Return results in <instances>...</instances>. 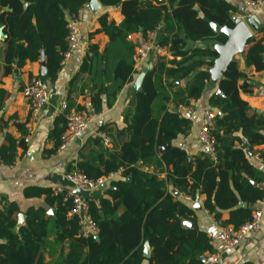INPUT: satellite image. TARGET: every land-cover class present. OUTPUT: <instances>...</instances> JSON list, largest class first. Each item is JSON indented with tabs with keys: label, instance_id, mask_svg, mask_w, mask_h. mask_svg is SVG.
Returning a JSON list of instances; mask_svg holds the SVG:
<instances>
[{
	"label": "trees",
	"instance_id": "1",
	"mask_svg": "<svg viewBox=\"0 0 264 264\" xmlns=\"http://www.w3.org/2000/svg\"><path fill=\"white\" fill-rule=\"evenodd\" d=\"M89 1L0 0V27L6 34L5 72L10 73L12 67L19 70L27 61H39L44 54L48 81L54 83L68 50L69 18ZM99 1L106 7H118L123 20L118 24L109 19L108 13L100 14V27L90 33V38L104 33L111 46L100 53L97 44H90L70 82L71 87L82 74L93 75L97 62H107L114 48L118 54L112 69L114 87L103 93L104 86L99 85L92 87L90 93L98 113L110 107L111 97L136 77L134 45L128 42L131 33H140L145 38L150 31L158 30V43L168 48L171 58L161 57L146 73L142 90L135 94L124 114L130 130L120 147L109 151L100 138H95L94 144L102 147L100 153L95 157L82 153L75 164L68 165L67 171L76 166L92 179L120 172V177L111 181L114 188L107 190L108 198L89 199L90 214L98 226V239L95 235L80 234L77 216H70V200L63 201V197L54 195L51 188L32 187L28 193L30 190L33 195L45 194L48 203L55 207L53 222L57 240L69 243L60 264H144L145 242L152 248L148 264H204L198 255L214 251L212 239L207 232L184 225V221L194 220L195 212L179 194L193 200L204 195V208L217 222L239 228L251 219L252 211L248 207H237L238 199L229 188V171L239 173L241 169H251L254 172L255 169L247 164L245 154L234 147L233 142L238 138L230 140L227 134L241 132L251 142H264V137L255 132L260 128L259 123L248 116L249 105L240 97L241 90L249 92L251 88L247 82L239 84L245 74L236 59L217 83L221 93L214 92L209 100L210 109L216 112L213 135L217 141V160L202 152L193 165L185 161L187 154L183 149L173 146L160 153V148L191 129V120L173 107L189 106L190 101L198 100L211 83L209 68L218 52L213 46L188 49V41L225 43L226 35L214 32L210 23L234 27L238 9L228 0ZM160 27H163L161 31ZM257 33H264V25L258 27ZM207 57L210 61L205 63L202 59ZM244 57L256 70L264 69V35H253L249 39ZM184 79L187 81L183 88L179 81ZM9 96L10 93L0 86V113ZM19 128L26 135L24 125ZM65 129L66 118L59 114L50 132L54 145L45 150L46 157L58 151ZM101 129L108 132L103 126ZM21 145L23 141L7 134L0 145V162L14 165ZM104 153L106 158L100 161ZM156 162L172 165L166 179L143 169ZM236 176L233 175V181L244 200L264 199V188L253 185L248 178ZM249 177L258 182L254 174ZM223 208L230 209L227 221L221 219ZM17 209L16 204L2 198L0 264H43L39 252L51 219L45 211L32 209L28 212L27 226L16 233L13 214Z\"/></svg>",
	"mask_w": 264,
	"mask_h": 264
},
{
	"label": "crops",
	"instance_id": "2",
	"mask_svg": "<svg viewBox=\"0 0 264 264\" xmlns=\"http://www.w3.org/2000/svg\"><path fill=\"white\" fill-rule=\"evenodd\" d=\"M160 1L168 3L167 0ZM228 1L232 2L238 9L234 17H241L247 21L249 16L255 15L260 23L259 27L264 25V6L253 7L248 5L246 0ZM27 5L28 2H25L24 6ZM88 7L89 3L84 6L78 23L79 44L70 57L62 63L57 80L54 83L47 82L49 86V99L37 117L32 116L28 101L22 91L31 76H41L42 56L39 61H27L21 69L15 71L12 67L10 73H6V34L4 33V38L0 37V86L10 93L5 107L0 113V118H2L0 119V145L7 134H10L18 141H23V145L17 149V161L14 165H6L0 162V205L2 198L16 204L18 209L13 214V218L16 220L13 230L16 233L21 228L27 226L28 212L32 209L45 211L46 216L51 219L39 252L43 256V264H60L63 254H66L68 251L69 243L68 241L59 242L57 240L53 222L55 207L48 203L46 195H33L30 190L28 193V189L32 187L53 189L59 185L69 187L66 180L68 165L75 164L80 159V154L82 153L84 156L95 157L100 153V148H102L101 145L94 144L93 139L96 137L87 132L71 142L65 149L58 150L53 155L46 157L44 155L45 150L51 149L54 145L50 138V132L54 126L55 119L61 114L60 109L63 101L67 102L69 109H79L81 104L90 98L92 87L103 85V93L107 92V88L112 89L114 87L112 69L118 57V54L113 51L114 48L107 62H97L93 75L82 74L80 79L70 87L73 76L78 72L89 51V45L92 43L97 44L100 53H103L110 45L109 38L104 33H98L93 38H90V33L100 27L98 21L100 14L108 13L109 19L114 20L118 24L123 20V15L118 7H106L101 4V9L96 12L89 10ZM252 31L253 35H257V37L264 35V33H257V30ZM142 39L143 36L140 33H131L128 37V42L134 45V50L136 51ZM216 43L218 42L188 41L187 48L214 47ZM134 57L135 52L133 59ZM168 58H171V56L169 55ZM235 59L238 62L239 69L245 74L240 79L239 84L242 85L247 82L251 88L249 92L241 90L240 97L249 105L248 116L260 125V128L255 129V132H259L264 137V69L259 71L256 70L254 65H248L244 54L236 56ZM202 60L207 63L210 61V58L207 57ZM142 65L138 69L136 68L138 71L136 77L142 72ZM204 67H207V65ZM136 77L134 81L125 84L117 94L111 97L112 105L110 107H104L98 113V121L93 130H100L101 126L107 128L109 133L103 129L101 130L110 136L111 145L107 147L101 143L109 151L118 149L127 139L126 133L130 128L124 120V114L128 111L130 102L137 93L133 86ZM186 81L187 79L179 81L180 86L184 88ZM169 82L171 83V79ZM173 88L176 90V87ZM217 90V84L210 83V85L206 86L202 96L198 100L192 99L189 106L173 107V110L177 108V111L191 120V129L185 134H179L172 142H168L171 144L169 148L165 149L164 146L161 147L160 153L173 146L181 148L186 152V158H189V161L186 162H192L195 165L196 156L204 152L203 144L199 137L203 118L205 113L211 110L209 100ZM19 125H24L27 131L26 135L22 133ZM227 136L230 140L234 137L238 138L233 142L234 147L240 149L245 154L247 164L253 166L255 169L253 170L254 172L251 169H241L239 173L230 170L229 188L238 199L237 207H248L252 212L256 210L262 212L261 230L245 237L236 249L228 250L222 239L219 224L204 208L205 196L201 195L199 200L186 199L184 194H179V196L193 208L195 215L192 221L197 224L198 229L207 232L211 237L214 252L220 254L218 264H264V199L254 202L244 200L239 190L235 187V180L233 181V175H237L236 177L248 178L253 185L264 188V167L256 159V156L264 157V142H251L241 132L229 133ZM102 150L105 152L104 148ZM105 158L106 153L100 155L99 160L104 161ZM143 169L149 172H156L160 178L166 179L168 170H172V165L168 166L164 163L156 162L155 165L152 164L150 167H143ZM252 173L258 182L249 177L253 175ZM119 177V171L106 177L105 183L107 187L93 190L87 194V197L95 201H98L102 197L108 198L109 193L107 190L113 187L111 186V181ZM217 181L220 182V179L218 178ZM168 189L172 190V187L168 186ZM223 201L227 200L224 199ZM197 202L200 204L199 209L195 207ZM52 209L53 214H50L49 212ZM221 211V219L227 221L230 218V209L223 208ZM20 214H24L22 221L19 218ZM184 225L188 227L186 221H184ZM148 260L146 259L144 264H148Z\"/></svg>",
	"mask_w": 264,
	"mask_h": 264
},
{
	"label": "built area",
	"instance_id": "3",
	"mask_svg": "<svg viewBox=\"0 0 264 264\" xmlns=\"http://www.w3.org/2000/svg\"><path fill=\"white\" fill-rule=\"evenodd\" d=\"M248 5L253 7L264 6V0H246ZM84 7H82L75 15L71 16L68 21L69 34L67 36L68 50L63 60L66 61L71 53L79 44L80 37L78 31V23L80 21ZM161 57H169L167 47L158 43V30L150 31L145 38L139 43L135 51V68H139L143 63L151 62L156 64ZM23 95L28 101V105L33 117H37L49 99V86L40 75H33L23 88ZM61 114L66 118V129L61 135V143L58 150L65 149L71 142L78 139L82 134L89 132L92 136L100 138L101 142L109 147L111 145L110 136L103 130H93L98 121V112L95 110L91 99H86L80 109L68 110L66 101L62 102ZM216 129V112L207 111L203 118V125L200 132V141L203 144L204 152H206L213 160H217V141L213 135ZM93 130V131H92ZM256 159L264 167V157L256 156ZM106 177L92 179L76 166L67 171L66 180L69 187L56 186L53 188L54 195L63 197V201H71L70 216H77L80 226V234L83 236L96 235L98 226L95 219L90 214V204L87 194L100 188L105 183ZM77 190L81 192L78 193ZM186 199H191L184 195ZM216 221V220H215ZM217 222V221H216ZM220 227L221 236L228 250L236 249L241 241L253 232H259L262 226V212L256 210L252 212L251 219L236 228L232 224H222L217 222ZM204 264H218L220 254L211 251L201 252L198 255Z\"/></svg>",
	"mask_w": 264,
	"mask_h": 264
},
{
	"label": "water",
	"instance_id": "4",
	"mask_svg": "<svg viewBox=\"0 0 264 264\" xmlns=\"http://www.w3.org/2000/svg\"><path fill=\"white\" fill-rule=\"evenodd\" d=\"M88 9L94 12L98 11L99 9H101L100 1L90 0ZM234 23H235L234 27L221 26L220 24L215 22L210 23L214 32L222 33L227 37L225 43L214 44V48L218 52V56L214 59L213 65L209 68V71L211 73V83L213 84H217L218 81L223 77L229 65L235 59L236 56L240 54H244L248 46V41L253 36L252 30H257L260 24L255 15L249 16L247 18V21L241 17H234ZM159 31H161V27L159 28ZM0 37L3 38L5 37L4 30L2 27H0ZM41 64H42L41 78L44 81L48 82L49 74L46 67L44 54L42 55ZM151 67H152L151 62L143 63L142 72L136 77V80L133 84L136 92L142 90V83L144 77L146 73H148V71L151 69ZM217 93H221V90L218 89ZM174 111H177V108H174ZM220 114L222 113L220 112ZM170 145H171L170 143H167L166 145H164V148L167 149L170 147ZM185 161H189V158H186ZM128 180H131V177H129ZM106 187H107L106 183L100 186V188L102 189ZM77 192L80 193L81 191L77 190ZM175 194L178 195V192L176 191ZM197 200H199V198H197ZM195 207L196 209L200 208L199 202H197ZM49 213L53 214V209L50 210ZM19 218L20 221H22L24 219V214H20ZM186 225L194 230L198 229V226L194 221H186ZM95 238L98 239V236L96 235ZM151 251L152 249L149 242H145L144 250H143V256L145 259L151 258V254H152Z\"/></svg>",
	"mask_w": 264,
	"mask_h": 264
}]
</instances>
